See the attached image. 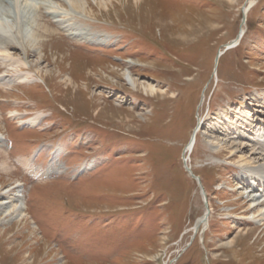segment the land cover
Returning a JSON list of instances; mask_svg holds the SVG:
<instances>
[{"label": "rangeland", "instance_id": "1", "mask_svg": "<svg viewBox=\"0 0 264 264\" xmlns=\"http://www.w3.org/2000/svg\"><path fill=\"white\" fill-rule=\"evenodd\" d=\"M34 2L0 0L36 78L0 80V201L20 189L28 218L0 222V264H264V220L248 215L264 184L207 142L264 140V0ZM2 57L0 77L17 73Z\"/></svg>", "mask_w": 264, "mask_h": 264}, {"label": "bare ground", "instance_id": "2", "mask_svg": "<svg viewBox=\"0 0 264 264\" xmlns=\"http://www.w3.org/2000/svg\"><path fill=\"white\" fill-rule=\"evenodd\" d=\"M71 1H72V5L73 6L78 7L76 5L75 0H71ZM253 1L254 0H251V3ZM16 6H18V8L19 7L22 8L23 6H25V7L32 6V7L35 8L38 5L35 4L34 0H16ZM250 6H252V5H250ZM249 9H250V7H249ZM249 9H248V11H249ZM32 19H30V21L33 22ZM39 19H40V17L37 18V21L34 20V21H36L38 23V26L40 25L38 30L40 28H43L44 31L50 30L47 27H45L44 25L41 26V24L39 23L40 22ZM27 22H28V20H27ZM12 28L13 27H11L7 22L3 21V17L0 19V54L3 56L2 58H4V60L8 59L11 62L12 68H14V69L18 68V69L14 70L17 73H14L10 77H7V78L2 76V77H0V80H3V81L5 80V82L11 83V84L19 83V82L22 83V82L36 81V78L35 79L31 78L32 75H30V72L21 70V68H22L21 64L24 63V61L22 59H13L12 58V56H14V54L9 51L10 50L9 47L14 46V44H15V40L13 38L12 31H11ZM241 29L245 30L246 29V25L245 24L242 25ZM39 42H40V40L39 41H35V40L32 41L31 42L32 43L31 47L33 49L40 48V43ZM10 58H11V60H10ZM63 58H64V56L56 57V59H55L56 64H60L62 62ZM39 59L42 60L41 54L39 56ZM124 74L126 76V79L135 88H139L140 85H141L143 87V89L147 93H150L151 95H158V94L163 92V91H160L161 89L157 88V86L150 85V84H143V83L139 82L138 79H135L133 77L132 71L129 70V69L125 70ZM51 75H52V73H49L47 71L45 76H46V78L47 77L49 78V76H51ZM70 81H71L70 79H65L64 83L68 84ZM105 113H106V111L104 109H102V108L99 109V114L104 115ZM40 119L41 118L37 116L35 118L29 119L28 121L31 123V125H39L40 124V122H39ZM240 132H242V131H240ZM261 136L264 137V135H261ZM244 138L249 140V141H251L254 137L247 138L246 134L244 133ZM242 140H244V139L241 138V136H238L237 138H235L234 135L226 134L225 138L222 139V140L211 139L210 138L209 140H207V142L209 143L210 147L213 148L214 150H220V152L227 150L229 155L231 157H233V159H235V160H237L238 162L241 163V167L243 168L244 171L256 176V180H258L257 181V185L258 186L261 185V184H264V140L261 141V142H258V144L260 145L258 148L250 146L248 143H244ZM196 142H197V135H193V137L191 139V142L188 144L187 151H186V156L187 155H191V153H192V151H193V149H194V147L196 145ZM22 163L24 165H28L29 164V162L25 161V160H23ZM245 180H246V178H245ZM255 185L256 184L254 183V186ZM249 186H251V185H249ZM21 192L22 191L19 189L17 193L9 194L7 196V198L2 199V201H0V215H1L0 222L1 223H8V222L13 221V220H15V221L17 220L18 222H21V223L22 222L23 223L27 222L28 218L26 219V204L24 202V199H23V196H22ZM6 193L8 194L9 191H5V192L1 193L0 197L4 198L6 196ZM248 200H249V203H250L249 204L250 206L248 208L249 209L248 210L249 211L248 215L250 217H252V218H255L257 215H259V216H262L261 220H264V198L262 196L258 195V192H255V191L253 192L252 191V192H249V194H248ZM207 215L208 214L204 215V217L202 216L198 220V224L196 223L197 224V226H196L197 228L198 227L200 228L201 225L204 224L203 223L204 222L203 219H206ZM34 233H36V232H34ZM41 246H42L40 248L41 250H44V249L47 248L48 251H49V248L51 249L49 244H46V243H43ZM30 256H31V254H30ZM28 257H29V254L26 257H24V261H28V259H30ZM35 261H32V263L31 262H27V263L28 264H35ZM65 264H68V263H65Z\"/></svg>", "mask_w": 264, "mask_h": 264}, {"label": "water", "instance_id": "3", "mask_svg": "<svg viewBox=\"0 0 264 264\" xmlns=\"http://www.w3.org/2000/svg\"><path fill=\"white\" fill-rule=\"evenodd\" d=\"M249 7L251 6H244L243 7V18H242V24L241 25H244L247 23V13H248V9ZM245 30L241 29L239 31V33L237 34L236 38L233 39L232 41H230L229 43H227L223 49L219 50L218 54H217V57H216V66L218 65L219 63V60H220V57L223 53H225L227 50H229L230 48H233V47H236L237 45L240 44L244 34H245ZM200 122L198 123V126H199ZM195 135V132L194 134ZM186 152V150H185ZM184 164H185V168L186 170L188 171V173L190 174V176H192L193 178H195L201 188V192H202V195L203 197H205V191H204V187L201 183V180H200V177L197 176L193 171H192V168L187 164V158L185 157L184 158ZM208 212V211H207ZM206 218V217H205Z\"/></svg>", "mask_w": 264, "mask_h": 264}]
</instances>
